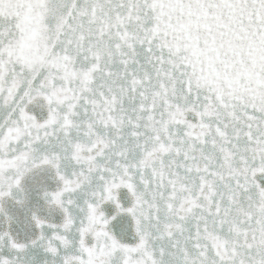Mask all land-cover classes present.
I'll list each match as a JSON object with an SVG mask.
<instances>
[{
  "label": "snow or ice",
  "instance_id": "6c2138e0",
  "mask_svg": "<svg viewBox=\"0 0 264 264\" xmlns=\"http://www.w3.org/2000/svg\"><path fill=\"white\" fill-rule=\"evenodd\" d=\"M0 264H264V0H0Z\"/></svg>",
  "mask_w": 264,
  "mask_h": 264
}]
</instances>
